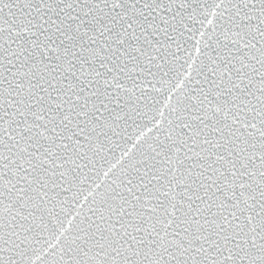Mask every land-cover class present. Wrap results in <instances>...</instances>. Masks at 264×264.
Instances as JSON below:
<instances>
[{"label": "snow or ice", "instance_id": "snow-or-ice-1", "mask_svg": "<svg viewBox=\"0 0 264 264\" xmlns=\"http://www.w3.org/2000/svg\"><path fill=\"white\" fill-rule=\"evenodd\" d=\"M0 264H264V0H0Z\"/></svg>", "mask_w": 264, "mask_h": 264}]
</instances>
